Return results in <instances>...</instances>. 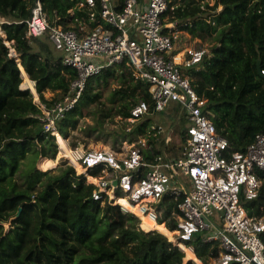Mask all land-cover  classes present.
I'll return each instance as SVG.
<instances>
[{
  "label": "trees",
  "instance_id": "16d2710c",
  "mask_svg": "<svg viewBox=\"0 0 264 264\" xmlns=\"http://www.w3.org/2000/svg\"><path fill=\"white\" fill-rule=\"evenodd\" d=\"M37 1L51 27L80 30L81 22L90 28L103 23L101 0H94L93 6L86 0H0V26L11 45L0 33V264H185L192 258L161 233L165 231L142 229L141 219L120 204L95 200V185L72 163L37 168L39 158L55 160L61 145L24 74L50 112L77 75L76 69L63 65L62 52L48 33L26 37L27 20ZM164 18L166 32L186 31L209 42V53L199 68L188 71L191 84L206 99L217 133L229 143L225 154L244 151L257 134L264 133V74L258 71V61L264 71V0H214L213 4L170 0ZM173 22L175 26L169 27ZM110 81L117 87L108 105L100 88ZM149 89V81L135 78L126 62L106 67L89 78L71 110L54 118L57 133L69 138L82 117L93 115L96 123L88 125L87 131H105L114 137V144L147 137L154 153L165 149L178 156L174 145L165 144L163 133L148 136L149 118L142 117L134 126L128 120L140 101L149 103V114H155ZM48 91L52 98L46 97ZM182 120L173 129H180ZM114 122L120 127L107 131ZM82 143L73 142L71 150L80 146L86 150ZM154 153L146 151L145 158L152 159ZM100 173V167L91 170L94 177ZM257 173L261 180L257 196L247 198L241 193L240 201L248 216L264 219V170ZM181 200L165 195L158 206L162 214L157 224L165 222L168 230H175L174 213ZM260 236L264 241V230ZM185 245L204 264L220 253L219 241H204L200 234Z\"/></svg>",
  "mask_w": 264,
  "mask_h": 264
},
{
  "label": "built area",
  "instance_id": "2783aa9c",
  "mask_svg": "<svg viewBox=\"0 0 264 264\" xmlns=\"http://www.w3.org/2000/svg\"><path fill=\"white\" fill-rule=\"evenodd\" d=\"M169 3L124 0L119 8L112 0H101L103 23L88 29L81 22L80 30H75L62 25L51 27L37 1L27 20L26 37L48 33L62 52L63 65L77 72L68 92L55 102L51 112L45 105H38L53 129L54 118L64 116L75 106L89 78L115 63L126 62L135 78L149 81L154 113L163 112L171 101L180 104L178 121L185 119L188 125L186 145L180 158L170 157L165 149L154 153L147 137L124 140L130 144L126 151L69 150V160L80 167L88 183L95 185L93 198L113 201L140 218L132 210L136 207L157 220L161 216L159 202L165 195L182 197L174 213L176 228L169 230L174 233L170 240L175 245L184 249L186 241L200 234L204 241H219L220 253L213 264H264V241L260 236L264 219L248 216L240 201L241 193L247 198L258 194L261 180L257 170H264V133L257 134L244 151L225 154L229 143L217 133L206 111L207 101L196 92L188 74L199 68L209 50L197 44L174 53L176 32L165 31L164 14ZM86 4L93 6L95 1L86 0ZM149 113V103L140 101L131 109L128 120L135 122ZM172 130L165 133L166 145L173 142ZM163 131L161 126L151 125L147 134L158 136ZM148 150L154 153L150 160L145 158ZM97 167L101 173L94 177L91 170Z\"/></svg>",
  "mask_w": 264,
  "mask_h": 264
},
{
  "label": "rangeland",
  "instance_id": "374dc122",
  "mask_svg": "<svg viewBox=\"0 0 264 264\" xmlns=\"http://www.w3.org/2000/svg\"><path fill=\"white\" fill-rule=\"evenodd\" d=\"M209 1H210L211 4L214 3V0H209ZM83 24L88 29L90 28L89 25H87L85 22ZM186 39H187V35L184 32L176 33V37H175L176 51L183 50L185 45H197V44L205 46L207 48V50H209L210 44H209V42L207 40H201L199 38H193V39L190 38L188 41H186ZM25 83H28L26 78H25ZM28 85H29V83H28ZM116 87H117V83L116 82H112V81H110L109 83L101 86L100 89L102 90V101H105L109 105V99L108 98H110L111 92ZM53 96H54L53 93H51L49 91L46 92V97L52 98ZM180 113H181L180 104L177 103L176 101H171L166 106V108H165V110L163 112L155 113V114L151 113L149 115H145L144 117H147V118L150 119V125H158V126H161L165 130V131L162 132L163 133L162 138H164L165 137V133L168 132L169 129H171L173 126H175V124L178 122V116L180 115ZM141 120H138V121L140 122ZM138 121L133 122V126ZM94 123H96V121H95L93 115H86V116L82 117L80 119V123L78 125L77 130H75L71 134V136L69 138L64 139L65 147L63 148L61 146V150L57 154L56 159L55 160L49 159V160L53 161V165L51 167H48L47 169H50V168H53V167H57L59 164H61L62 161H68V163L71 164L72 161H70L69 157H68L69 150L71 151L72 143L73 142H79V140H83L82 145L85 144L86 150H99V149L120 150V151L128 150V148L130 146V144L128 142L124 141L122 143L118 142L117 144H114L113 143L114 137L108 135V133H104L105 131H103V132H102V130L98 131V132L87 131L88 125H91V124H94ZM103 127H105V124H104ZM119 127H120V124H118L116 122H114V124L109 123V125H108L109 129L107 131L115 129V128H119ZM175 129L176 128H174L171 131V135L173 137V142L170 145H174L176 147L178 156L174 155L172 152H169V151H167V153L169 154L170 157L173 156L175 158H180V157H182V154H183V151H184V148H185V145H186L185 135H186V132H187V129H188V125L185 122V119H183L180 122V129H177V130H175ZM88 132H89V134H87ZM57 135L59 137H61L58 133H57ZM156 150H161L159 145L156 146ZM30 160H31V157L29 156L28 159H27V162L30 163L31 162ZM43 160H44V158L37 159L36 160V166H37L38 169L47 170V169H42V161ZM75 169H76L78 174L81 173V169H80L79 166H75ZM183 177L188 182L190 181V179L188 177H185V176H183ZM160 202H159V205H160ZM124 204H126L125 201H124ZM137 209L138 208H136V207L132 208V210H137ZM161 214H162V211H161ZM138 215L140 216V214H138ZM140 219H141L140 227L142 228V226H143L142 216H140ZM154 221L157 223L158 219L157 220L154 219ZM163 223H164L165 227L163 225H160V226H163L165 228V232L166 233L161 232V231L160 232L165 234L170 239V237L173 236L174 233L172 234L171 233L172 231L169 232V230L166 227V223L165 222H163ZM6 227H8V224L6 225ZM144 228H149V227H144ZM145 231H147V230H145ZM157 231H159V230L157 229ZM183 250L185 251L187 258H192V259H188L187 261L184 260L185 264L189 263L190 261H194L195 264H204L201 260H198L195 257L194 253H191L192 250L190 248L184 247ZM206 264H213V260L212 259L206 260Z\"/></svg>",
  "mask_w": 264,
  "mask_h": 264
},
{
  "label": "bare ground",
  "instance_id": "6f19581e",
  "mask_svg": "<svg viewBox=\"0 0 264 264\" xmlns=\"http://www.w3.org/2000/svg\"><path fill=\"white\" fill-rule=\"evenodd\" d=\"M12 54V53H11ZM25 75V74H24ZM26 77V75H25ZM27 79V77H26ZM30 83V87L32 88V90L34 91V87L31 81H29ZM58 137V141L61 144V146L64 148L65 144H64V139L62 137ZM41 164V163H40ZM53 165V161L49 160V159H44L42 161V169H47L48 167H51ZM122 199H120L121 201ZM136 213L140 214V216H142V223L144 227H149V228H154V229H158L160 231H165V228L163 226H160L159 224H157L154 219L152 217H150L149 215L143 214L139 209L134 210ZM153 230V229H152ZM173 234V233H172ZM174 235V234H173Z\"/></svg>",
  "mask_w": 264,
  "mask_h": 264
},
{
  "label": "water",
  "instance_id": "95a60500",
  "mask_svg": "<svg viewBox=\"0 0 264 264\" xmlns=\"http://www.w3.org/2000/svg\"><path fill=\"white\" fill-rule=\"evenodd\" d=\"M0 33H1L2 36L4 37L5 42L7 43V45L11 46L10 43H9V41H8V39H7V37H6V35H5V33H4V31L2 30L1 26H0ZM11 51H12L13 56L16 58L17 62L19 63L20 67H22V66H21V62H20V59L18 58L17 54L15 53V50L12 48ZM258 71H259L260 73H263L262 70H261V68H260V61H258ZM27 78H28V77H27ZM28 79H29V78H28ZM33 92H34V94H35V101H37V103H38L39 105H44V104L41 102V100H40L38 94L36 93V91H33ZM52 126H53V129H54V134L57 135V132H58V131H57V128H56L55 124L52 123Z\"/></svg>",
  "mask_w": 264,
  "mask_h": 264
},
{
  "label": "crops",
  "instance_id": "0c3cea01",
  "mask_svg": "<svg viewBox=\"0 0 264 264\" xmlns=\"http://www.w3.org/2000/svg\"><path fill=\"white\" fill-rule=\"evenodd\" d=\"M115 4H117L118 6H119V4H120V0H112ZM144 1H147V0H144ZM88 25V24H87ZM89 29H92V28H89ZM178 32H184L186 35H187V39H186V41H188L190 38L191 39H193V37H191V35L188 33V32H186V31H177L176 33H178ZM193 41V40H192ZM188 46H190V45H185L184 46V48H183V50L186 48V47H188ZM176 52H179V51H176V47H175V52L174 53H176ZM26 75V77H28L27 76V74H25ZM25 75H24V77H25ZM25 77V78H26ZM27 81H28V83H29V79L27 78ZM29 85H30V83H29ZM31 86V85H30ZM35 91V90H34Z\"/></svg>",
  "mask_w": 264,
  "mask_h": 264
},
{
  "label": "clouds",
  "instance_id": "9594fccd",
  "mask_svg": "<svg viewBox=\"0 0 264 264\" xmlns=\"http://www.w3.org/2000/svg\"><path fill=\"white\" fill-rule=\"evenodd\" d=\"M57 136V135H56Z\"/></svg>",
  "mask_w": 264,
  "mask_h": 264
}]
</instances>
